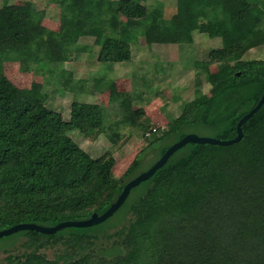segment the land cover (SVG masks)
<instances>
[{
  "label": "trees",
  "instance_id": "16d2710c",
  "mask_svg": "<svg viewBox=\"0 0 264 264\" xmlns=\"http://www.w3.org/2000/svg\"><path fill=\"white\" fill-rule=\"evenodd\" d=\"M54 1L61 6L59 30L43 24L45 11L37 7L7 0L0 7V229L22 222L55 225L103 213L125 183L145 168L136 157L115 179L114 153L93 157L74 140L73 131L90 140L106 133L114 144L126 128L129 135L138 130L153 136L157 132L150 128L143 108L107 118L104 106L80 99L81 85L66 120L48 105L40 83L25 92L6 75L4 63L17 61L23 71L52 77L65 93L74 76L64 64L78 57L84 36L94 37L100 46L97 62L131 60L132 46L121 38V17L144 18L145 3ZM227 18L234 27L233 37L224 29ZM171 21L155 12L148 44L193 43V33L199 31L222 38L223 46L212 50L208 60L196 61L214 95L204 100L198 92L168 129L154 137L150 145L162 142L158 156L193 125L217 129V138L235 137L239 120L264 92V59L243 58L250 49L264 45L263 1L177 0ZM213 64L217 71L211 70ZM243 132V138L231 145L189 143L182 155H176L179 149L143 181V192L125 201L121 221L56 233L17 232L15 242L0 251L14 247L21 236L27 237L28 251L8 255L6 264H264V104L243 124ZM110 226L114 230L109 233ZM103 233L108 241L93 252ZM60 242L67 246L55 259L40 251Z\"/></svg>",
  "mask_w": 264,
  "mask_h": 264
},
{
  "label": "rangeland",
  "instance_id": "374dc122",
  "mask_svg": "<svg viewBox=\"0 0 264 264\" xmlns=\"http://www.w3.org/2000/svg\"><path fill=\"white\" fill-rule=\"evenodd\" d=\"M5 1L0 0V7ZM7 1L44 10L43 24L53 30L60 29L61 6L58 2L54 0ZM261 1L264 2V0ZM141 2L148 6L147 15L144 18L131 20L121 17V38L130 42L132 46L131 60L119 63L97 62L101 48L95 44L94 37L84 36L79 40L81 50L78 57L64 64V67L73 73L74 79L71 82L73 90L69 88L65 90V93H61L52 81V77L35 70L23 71L17 61L4 63L6 75L25 92L31 90L33 83H40L42 91L48 94V105L62 112L66 120H69L71 116V105L76 95L74 92L80 90L77 86L81 85L83 89L77 92L80 94V99L104 106L107 118L118 119L116 113L119 111L143 108L150 117V128L157 130L155 136L161 135L168 129L170 122L182 114L184 105L193 100L198 92L204 100L212 98L215 90L207 75L198 73L203 69L196 61L208 60L210 52L221 48L223 42L222 38H210L206 34L195 31L193 43L169 41L165 44H148L147 32L152 26L153 15L158 12L162 20L173 24L171 18L177 12V0H141ZM224 29L229 37L235 35L229 18L224 22ZM243 58L264 59V46L250 49ZM217 69V64L211 66L212 71ZM128 129H123L124 137L116 144L106 133L99 135L95 140L84 138L78 130L73 131L71 136L93 157L112 151L116 158L112 175L115 179H120L133 160L152 143L155 137L151 132L145 133L140 130L129 135ZM183 130L187 134L194 133L207 137L217 138L219 134L217 129L203 124L186 127ZM170 141L174 142L175 138L172 137ZM159 149L145 156L142 160L144 162L142 167L145 168L141 171L146 170L148 163L158 157ZM185 150L186 146L180 148L178 152L176 151V155H182ZM142 183L131 190L128 201H132L143 192L146 185ZM125 205L121 206L106 222L113 224L121 221L125 216L127 208ZM113 230L114 228L110 226L106 231L110 233ZM104 236L103 233L99 239H96L98 241L95 247L91 248L93 252H96V249L104 244L103 242L108 241V238H103ZM15 238L14 234L0 238V249L14 243ZM26 239V236H21L14 247L8 248L7 251L1 250L0 264H6V257L10 254H22L28 251L24 245ZM66 246L61 242L53 246L48 244L40 251L48 258L55 259L60 249L64 251ZM98 256H94V259L96 260ZM62 262H64L63 259H60L59 263Z\"/></svg>",
  "mask_w": 264,
  "mask_h": 264
},
{
  "label": "water",
  "instance_id": "95a60500",
  "mask_svg": "<svg viewBox=\"0 0 264 264\" xmlns=\"http://www.w3.org/2000/svg\"><path fill=\"white\" fill-rule=\"evenodd\" d=\"M263 104H264V92L260 100L257 102V104L249 112L244 114L242 118L239 120L237 124V135L233 138L221 139L216 137L199 136L194 133H188L178 141L174 142L171 146L167 148L164 154L160 156L148 169L141 171L139 174L128 180L125 183L121 193L118 195L117 199L114 202H112L109 208H107V210H105L103 213L94 212L93 214H91L90 217L86 219L66 220L59 222L55 225H43L34 222L31 223L22 222L15 224L11 227L0 229V238L24 230H37L44 233H56L68 227L85 228L103 223L104 221L112 217L115 214V212L125 203V201L130 196L131 190L134 187L140 185L143 181L151 178L156 173V171L162 166H164L168 162L170 157L180 148L186 146L189 143H211V144L231 145L239 142L244 135L243 124L249 118H251L262 107ZM161 146H162L161 141H157L152 145L148 146L138 155L137 157L138 160H143L147 154L151 153L155 149H159Z\"/></svg>",
  "mask_w": 264,
  "mask_h": 264
},
{
  "label": "flooded vegetation",
  "instance_id": "af4514ba",
  "mask_svg": "<svg viewBox=\"0 0 264 264\" xmlns=\"http://www.w3.org/2000/svg\"><path fill=\"white\" fill-rule=\"evenodd\" d=\"M163 155V154H162ZM162 155H160V156H162ZM160 156H158L157 158H155V161L160 157ZM148 169V168H147Z\"/></svg>",
  "mask_w": 264,
  "mask_h": 264
},
{
  "label": "crops",
  "instance_id": "0c3cea01",
  "mask_svg": "<svg viewBox=\"0 0 264 264\" xmlns=\"http://www.w3.org/2000/svg\"><path fill=\"white\" fill-rule=\"evenodd\" d=\"M264 46V45H263ZM263 46H259V47H263Z\"/></svg>",
  "mask_w": 264,
  "mask_h": 264
}]
</instances>
